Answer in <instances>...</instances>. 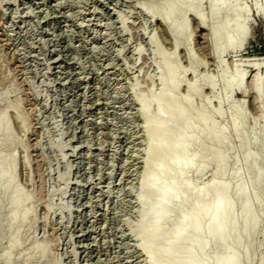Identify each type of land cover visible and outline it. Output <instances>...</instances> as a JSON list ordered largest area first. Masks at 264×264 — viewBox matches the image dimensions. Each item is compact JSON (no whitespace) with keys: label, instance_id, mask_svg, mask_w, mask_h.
<instances>
[{"label":"rangeland","instance_id":"374dc122","mask_svg":"<svg viewBox=\"0 0 264 264\" xmlns=\"http://www.w3.org/2000/svg\"><path fill=\"white\" fill-rule=\"evenodd\" d=\"M144 4L146 0H0V154L14 165L10 190L0 191V264H151L139 246L143 207L137 198L150 169L147 150L158 137L148 136L140 100L148 102L151 116L161 110L168 117L170 103L157 100L165 89L166 62L179 82L170 97L192 101L186 117L208 113L209 127L226 132L231 152L222 149L229 156L223 182L233 187L234 169L241 170L242 183L255 197L253 212L261 219L253 258L244 264L264 258V209L255 202L235 131L237 122L258 158L256 168L264 173V48L258 47L264 45V0L235 1L239 19L247 24V39L238 36L242 47H224L221 55L215 50L213 26L224 20L225 8L213 19L210 0H204L203 29L185 11L173 16L171 27L187 22L178 41ZM240 74L246 75L244 87L230 95L223 75L235 79ZM206 81L214 87L202 86ZM258 81L260 103L251 90ZM193 85L201 87L199 95L188 92ZM240 104L243 118L237 119ZM199 130L196 125L192 135ZM255 138L259 142L254 144ZM203 145L212 147L208 140ZM196 150L191 147L189 153ZM208 159L209 154H202L195 164ZM209 166L202 175L195 170L187 174L193 188L215 178V165ZM18 188L20 197L29 198L25 207L11 203ZM259 192L264 200V184ZM236 203L238 213L241 202ZM25 208L29 219L24 226L19 220L12 223L11 217ZM185 211L174 212L173 219ZM242 247L237 251L243 253ZM209 251V257L216 256L213 243Z\"/></svg>","mask_w":264,"mask_h":264},{"label":"bare ground","instance_id":"6f19581e","mask_svg":"<svg viewBox=\"0 0 264 264\" xmlns=\"http://www.w3.org/2000/svg\"><path fill=\"white\" fill-rule=\"evenodd\" d=\"M235 1L210 0L213 19L218 18L222 9H226L224 20L213 26V35L216 37L215 50L218 55L223 54L224 47L229 50H235L239 46L242 47L243 44L238 42L237 37L240 36L244 40L247 36V24L239 19L241 9L237 7ZM203 2L204 0H146L144 10L152 14V17H161L162 22L168 27L169 36L179 41L187 22L177 27L172 26V28L168 24L169 20L185 11L186 16L189 15L196 22H199L200 28H205L204 14L200 10ZM155 4H159L164 9L162 11L164 14L159 15ZM258 11L262 12L260 8H258ZM178 41L175 43L176 49L178 48ZM258 65L255 64L253 68ZM163 68L166 70V75L163 78L165 89L157 100L161 104L170 103L167 111L168 117L163 118L161 110L155 116H151L147 110L148 102L143 99L140 100L144 110V124L148 136L149 138L158 137V140L147 150L146 157L150 169L144 176L142 192L137 198L143 207V214L139 222L140 235H138L141 236L139 246L147 252L151 264H244V262H249L253 258L255 239L261 219L253 212L254 204L252 205V203L254 202H251L253 197L251 198L249 195L248 185L242 183L241 170L238 168L234 169L235 171L233 170L232 176L237 180L233 187L232 184L223 182L227 172V157L229 156L222 149L226 148L228 152H231L227 143V134L224 131L217 132L209 127L211 118L208 113L198 114L193 119L186 117L187 112L193 110L192 101L189 97L182 101L170 97V93L177 92L179 88V82L176 78L177 71L171 69L167 62L163 64ZM245 77L246 75L240 74L235 79H228L223 75L230 95L234 91L242 90ZM214 85L213 81H206L202 86L214 87ZM200 89L201 87L193 85L189 87L188 92L198 94L201 93ZM251 90L260 103L261 89L259 81L252 85ZM181 104H184L183 106L187 108L182 107ZM242 105L240 104L235 112L237 119L243 118L244 108L242 107L244 105ZM216 115L221 117L223 113L219 109ZM171 124H179V127L172 129ZM196 125L199 126L200 130L192 135ZM240 130L239 124L236 122L235 131L242 140L244 163H246L252 175L251 184L256 195L255 202L259 208L264 209V200L259 192L260 187L264 184V173L256 168L259 164L258 158L250 152L251 143L248 142L244 134H241ZM262 134L264 138V131ZM204 140H208L212 147L204 146ZM257 140L259 142V138H255L253 143L255 144ZM257 146L260 147V144ZM191 147L197 148L192 154L189 153ZM263 148L264 144L261 150ZM202 154H209L210 159L195 164L202 158ZM6 158L9 157H0V191L3 193H7L14 182L12 175L13 161L12 158ZM212 164L216 168L215 178L208 184L193 188L186 177L187 174L191 170H195L198 175H202ZM4 181L5 184H2ZM19 189L16 191L15 197L11 199V203L16 207H25V204L29 202V198L24 199L22 197L23 193L21 198ZM253 199L255 200V197ZM236 201L241 202L238 213ZM28 210L29 208L22 215L18 213L20 216L13 215L10 221L13 223L19 220L20 223L18 224L24 226L29 215ZM177 211L185 212L174 220L173 213ZM169 224L171 229L167 231L166 226ZM17 233H19V230ZM16 238V240L14 239L15 243H18V236ZM243 241H246V245H244L245 248L242 253L237 249L242 247ZM212 243L217 254L216 256L213 255L214 257H209L208 252H210L209 249ZM16 245H11V250ZM38 249L41 254L45 252L44 248L38 247ZM9 258L10 253L6 256V260H9ZM259 264H264V258L260 260Z\"/></svg>","mask_w":264,"mask_h":264},{"label":"trees","instance_id":"16d2710c","mask_svg":"<svg viewBox=\"0 0 264 264\" xmlns=\"http://www.w3.org/2000/svg\"><path fill=\"white\" fill-rule=\"evenodd\" d=\"M258 47H260L262 49V48H264V45H259Z\"/></svg>","mask_w":264,"mask_h":264}]
</instances>
